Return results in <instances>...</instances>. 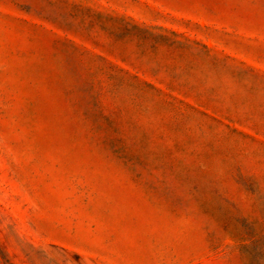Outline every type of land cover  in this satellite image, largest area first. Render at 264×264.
Listing matches in <instances>:
<instances>
[{"label": "rangeland", "instance_id": "obj_1", "mask_svg": "<svg viewBox=\"0 0 264 264\" xmlns=\"http://www.w3.org/2000/svg\"><path fill=\"white\" fill-rule=\"evenodd\" d=\"M0 264H264V0H0Z\"/></svg>", "mask_w": 264, "mask_h": 264}]
</instances>
